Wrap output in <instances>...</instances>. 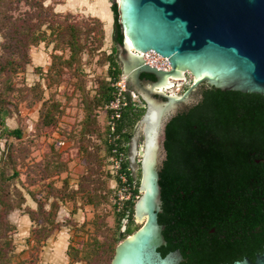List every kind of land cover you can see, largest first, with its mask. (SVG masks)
Wrapping results in <instances>:
<instances>
[{"label": "rangeland", "instance_id": "1", "mask_svg": "<svg viewBox=\"0 0 264 264\" xmlns=\"http://www.w3.org/2000/svg\"><path fill=\"white\" fill-rule=\"evenodd\" d=\"M112 6L113 0L0 2V71L7 67L0 75V195L14 206L1 219L0 264H112L110 258L99 260L97 241H117L118 247L125 240L112 205L120 184L105 172L104 109L96 106L99 83L111 81L102 59L115 46ZM92 17L105 23L103 46L95 54L85 47L68 65L69 27L100 29ZM12 61L16 64L8 65ZM164 65L158 61V67ZM192 82L188 74L165 92L182 95ZM127 92L138 109H146L130 83ZM201 95L194 94L196 104ZM51 111L55 122L45 126ZM140 120L128 129L137 176L141 155L134 149L141 152L144 145ZM16 129L22 130L21 139L8 136ZM89 191L98 193L96 203ZM131 226L136 230L142 223L135 218Z\"/></svg>", "mask_w": 264, "mask_h": 264}, {"label": "trees", "instance_id": "2", "mask_svg": "<svg viewBox=\"0 0 264 264\" xmlns=\"http://www.w3.org/2000/svg\"><path fill=\"white\" fill-rule=\"evenodd\" d=\"M112 11L115 14V46L112 53L105 54L102 59V64L108 65L106 74L111 81L99 83L96 106L104 109L105 114L100 135L104 138L107 153L105 172L112 179L115 172L111 159L123 158L116 180L121 185L120 175L124 174L134 188L135 198L132 200L123 202L121 207L112 202L116 228L122 230L126 227L125 231L122 230V239H126L141 228L135 230L131 226L135 220V205L141 195V170L137 176L132 169L129 143L133 135L128 129L143 117L146 109L135 106L130 92L125 91L120 96L117 84L123 69L118 46L122 44L123 35L118 5L114 1ZM94 22L100 29L94 28L93 24L92 28L84 30L79 25L69 27L71 55L68 65L80 59L85 47L95 54L103 46L105 23L92 17ZM10 64L16 63L8 62ZM6 68L1 67L0 75ZM202 87L200 101L180 112L167 126L165 147L168 157L160 173L164 211L159 222L166 226L164 235L168 245L160 251L165 256L181 250L186 258L182 264H233L245 256L255 259L257 254L264 252V96L222 91L206 84ZM118 98H122L126 105L113 131L109 124L114 112L111 104ZM55 118L54 111L49 112L44 125L54 123ZM8 136L21 139L23 132L21 129L11 130ZM91 175L90 179L96 173ZM89 196L96 203L98 193L89 191ZM104 198L108 200L107 196ZM0 204L6 209L0 211L1 231V219L14 206L2 195ZM213 229L217 234L211 233ZM233 231L241 237L239 241L233 242L230 237L228 242L222 240L227 233L236 237ZM96 248L100 261L114 259L117 241H97ZM4 258L5 254L0 253V260Z\"/></svg>", "mask_w": 264, "mask_h": 264}, {"label": "water", "instance_id": "3", "mask_svg": "<svg viewBox=\"0 0 264 264\" xmlns=\"http://www.w3.org/2000/svg\"><path fill=\"white\" fill-rule=\"evenodd\" d=\"M113 1L123 35L119 45L123 76L145 102L146 111L139 123L144 145L141 152L137 145L134 149L141 155L135 218L142 226L118 245L112 264H182L186 259L181 250L165 256L160 251L168 245L166 226L159 222L167 126L196 104L194 94L204 84L264 96V0ZM149 53L168 60L170 68L151 65L144 57ZM143 74L153 75L155 81H144ZM188 74L193 82L182 95L161 89L170 80L175 86ZM152 107L157 110L155 119ZM233 264H264V252L254 262L245 258Z\"/></svg>", "mask_w": 264, "mask_h": 264}, {"label": "built area", "instance_id": "4", "mask_svg": "<svg viewBox=\"0 0 264 264\" xmlns=\"http://www.w3.org/2000/svg\"><path fill=\"white\" fill-rule=\"evenodd\" d=\"M156 58H152L151 59V64L153 66H157L158 61L159 60H163L165 61V65L164 66H168V67H159V68H163V69H167L170 68L169 62L168 60L160 57L159 55L155 54L154 55ZM155 59V60H153ZM150 59L147 58V61L150 63L149 61ZM168 62V64H167ZM158 67V66H157ZM119 91H120V96L122 97V93L127 91V82L125 79H123V81L118 82L117 84ZM126 105L125 103H123L122 98H118L116 101H113L111 104V110H113V114L111 116V121H110V125L112 126V130H115L116 127V121L119 120L121 118L122 115V109L123 106ZM123 158L120 160L118 159H111L112 162V169L115 172V175L117 174V172L122 168L121 167V163H122ZM120 179H121V185L117 191V196H116V202L119 204V206H122V203L125 201H129L132 200L133 198H135L134 196V188L133 186H131L128 183V179L126 177V175L122 174L120 175Z\"/></svg>", "mask_w": 264, "mask_h": 264}, {"label": "flooded vegetation", "instance_id": "5", "mask_svg": "<svg viewBox=\"0 0 264 264\" xmlns=\"http://www.w3.org/2000/svg\"><path fill=\"white\" fill-rule=\"evenodd\" d=\"M115 34V33H114ZM145 76V79L143 78ZM150 76V77H149ZM151 76L152 77H154L153 75H150V74H143L142 75V78H143V80L144 81H147V82H152V81H155V77H154V79L153 78H151ZM202 90H203V87H201L200 88V90L198 91V93L199 92H202ZM197 95V94H196ZM196 105V104H195ZM194 106V105H193ZM192 107V106H191ZM190 107H187V108H185V109H183L181 112H183L184 110H186V109H189ZM163 190V189H162ZM163 211H164V209H163ZM227 226V225H226ZM234 232V231H233ZM211 233L213 234V235H215V234H217V230L216 229H213L212 231H211ZM234 233H236V232H234ZM232 235H233V233H227V234H224L223 235V238H222V240L223 241H226V242H228V238L230 237L231 238V240L233 241V242H236V241H239L240 239H241V237H239V235L236 233V237H232ZM262 254V253H261ZM257 255H260V254H257ZM257 255H256V257H257ZM245 258H249L251 261H256V258L255 259H252V258H250V257H248V256H245L243 259H241L240 261H242V260H244ZM186 259V258H185ZM186 262V261H185ZM184 263V262H183ZM235 263V262H234Z\"/></svg>", "mask_w": 264, "mask_h": 264}, {"label": "bare ground", "instance_id": "6", "mask_svg": "<svg viewBox=\"0 0 264 264\" xmlns=\"http://www.w3.org/2000/svg\"><path fill=\"white\" fill-rule=\"evenodd\" d=\"M154 55H155V53H149V54H145L144 57L146 59L149 58L150 59L149 61H150V64H151V62H152L151 59L154 57ZM153 60H155V59H153ZM167 64H168V62H167ZM167 69H169V68H167ZM166 84L167 85L161 87V89H163V87H165L164 90H163L164 92H165V90L172 89L174 87V82L173 81L171 82V80H170V82H167ZM171 95H175V94H171ZM156 116H157V110L152 107L151 108V117H152V119H155ZM152 143H153V141H152Z\"/></svg>", "mask_w": 264, "mask_h": 264}]
</instances>
